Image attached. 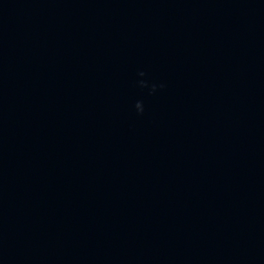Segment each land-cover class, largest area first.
Returning <instances> with one entry per match:
<instances>
[{"label":"water","instance_id":"95a60500","mask_svg":"<svg viewBox=\"0 0 264 264\" xmlns=\"http://www.w3.org/2000/svg\"><path fill=\"white\" fill-rule=\"evenodd\" d=\"M0 264H264V0H0Z\"/></svg>","mask_w":264,"mask_h":264},{"label":"clouds","instance_id":"9594fccd","mask_svg":"<svg viewBox=\"0 0 264 264\" xmlns=\"http://www.w3.org/2000/svg\"><path fill=\"white\" fill-rule=\"evenodd\" d=\"M139 75H140L141 77H143V76L146 75V73H145V72H140ZM139 85H140V87H142V88H149V87H150V90H151V93H152V94H154V93L157 91V88H158V87H161V88L164 87V85H162V84L158 86V85H156L155 83L149 85V83H148L147 81H145V80H141V81H139ZM135 108H136V110H137V112H138L139 114H143L144 111H145V106H144L143 101H137L136 104H135Z\"/></svg>","mask_w":264,"mask_h":264}]
</instances>
